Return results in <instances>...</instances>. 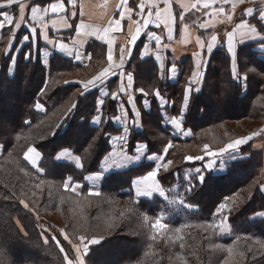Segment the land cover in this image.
<instances>
[{"label": "trees", "instance_id": "obj_1", "mask_svg": "<svg viewBox=\"0 0 264 264\" xmlns=\"http://www.w3.org/2000/svg\"><path fill=\"white\" fill-rule=\"evenodd\" d=\"M250 20L257 23L255 19ZM9 29L3 31L0 40V146H3L0 156V245L5 248L0 253V264H63L55 243L49 240L47 245L44 244L38 219L44 220L55 235L59 230L69 233L75 230L73 213L85 217L84 221L78 222L83 234H96L102 239L99 245L90 249L86 264H264V217L255 218L257 213H264V194L260 190V184L264 182V153L254 146V141L239 148L240 154L226 163L222 174L204 172L202 183L191 177L190 193L181 173L187 156L197 155L206 145L213 149L205 133H212L214 141L219 142L223 139L222 131L228 132L231 128L229 121L242 120L258 123L252 133L263 129L264 64L257 61L264 58L258 56L255 45L238 47L247 52L246 56L237 58L240 75L248 76L245 88L233 79L231 59L224 47L219 46L210 54L203 80L207 100H198L193 92L188 111L183 116L182 125L191 133L188 139L171 136L164 128L153 93L158 90L167 101L182 105L192 69L190 58L181 61V72L175 83L163 82L153 60L139 61L137 50L127 65L134 75V89L149 91L151 98L149 111L143 109L140 112L143 135L132 130L128 145L134 148L138 143L147 144L149 154H159L166 144L172 145L166 155L172 164L167 171L159 172L158 180L165 189L178 186L183 191L185 203L191 205V208L176 209L159 197H134L131 183L150 171V164L141 163L110 173L102 182L99 196L89 195L85 189L77 197L63 189L66 178L83 182L86 174L97 172L100 161L110 151L105 133L118 135L121 131L110 120L95 128L90 118L88 125L81 128L84 117L80 113L84 112L85 105H93L96 97L90 94L85 100L77 90L80 85L72 81L85 80L105 67V47L98 42L87 46L86 52L92 58L86 67L54 54L46 68L38 54L26 60L25 53L19 51L10 74L9 56L12 57L13 52H6L2 42ZM37 102L44 106V112L35 111ZM106 102L103 114L109 119L117 111L110 97ZM73 103L77 104V110L69 112ZM221 104L225 106L219 112L216 105ZM31 144L43 154L42 173H37L23 160V153ZM89 144H94L91 155L88 154ZM64 148L81 157L82 170L54 161L55 154ZM169 197H173L172 192ZM219 203H225L227 209H231L224 213L231 227L229 237H220L217 229L213 232L207 228L208 222L218 216L213 213ZM51 213L61 216L62 224L48 221L45 215ZM145 214L149 217L147 221ZM160 215L166 217L162 222L168 227L159 231L151 225ZM114 223L118 228L113 233L101 234L100 229ZM176 228L181 231L175 232ZM154 234L157 235L155 241L150 238ZM216 243L222 244L223 249L214 248L212 245ZM114 255L118 258L113 259Z\"/></svg>", "mask_w": 264, "mask_h": 264}, {"label": "snow or ice", "instance_id": "obj_2", "mask_svg": "<svg viewBox=\"0 0 264 264\" xmlns=\"http://www.w3.org/2000/svg\"><path fill=\"white\" fill-rule=\"evenodd\" d=\"M245 0H194L190 6H185L183 3L179 4V11L174 12V5L172 0H157V2H145V0H140V3L136 4L133 0V3L130 4L129 0H119L117 5V15L113 16V19L108 22V26L103 29V35L100 32L91 30L85 27V22L81 18L78 24L68 23L69 19H75L77 16V0H45L46 7L41 6H32L30 8V13L26 16L25 10L26 5L19 3V0H6V3H0V9H8L14 3L18 5L19 18L14 19V15L9 11H0V29H3L5 25L13 26L15 29H20L21 26H24L29 30V35L23 36L21 44L28 43L30 51L24 54V59L30 60L33 55L31 49L36 45V41L42 38L46 46H51L55 49L57 46L62 53H65L67 57L72 58L78 63H83L85 59H91V54H86L85 48L88 45L87 38H94L96 41H101L107 45V67L103 68L98 74L92 76L86 81L76 83L80 85L77 89L79 95L85 100L88 99V96L91 94L96 97V100L93 105H85L84 112H81L80 115L84 117V120L81 124V128H85L89 123V118L91 125L95 128L102 126L111 120L112 123L121 125L122 130L118 135H111L110 133H105L108 137L109 144L111 145L112 150L102 161V168L104 171L108 170L107 161L111 156L120 155L125 160H139L142 156L150 161H159L155 165L154 170L147 171V173L137 180L133 181V187L135 188V194L137 197H148L151 198L154 194L163 198L164 201L168 203L169 206L175 205L177 202L180 205H183L184 208H191V205L186 204L184 198L179 194L176 188L165 189L158 180V173L161 170L167 171L169 166L172 164L171 160H166L165 157L168 153V149L172 147L171 144L167 145L163 153L156 155H147L148 145L144 143H138L134 149L136 153L135 156H129L127 151L129 134L132 128H135L137 131L142 132V126L140 124L141 113L137 110L134 100L133 93H130L129 90L140 91L143 95L147 96L148 93L145 92L143 88L134 89V75L132 72L126 71V64L132 57V51L135 45L137 44L138 39L141 36L142 29H148L149 25H155V27H160V21L165 18L164 27L167 30V39L172 41L173 39V23L177 20L181 25L186 29L188 27L187 20H190L193 25L196 26L198 30H203V33L196 37V43L200 51L193 53L197 57L194 70L191 73V77L188 81L187 87L184 90L183 94V107L180 112V118L175 117L167 118L170 125L174 128L175 132L182 133L184 135H190V132H186L182 127L183 116L187 113L191 94L196 93L197 99L200 101H206L207 97L205 96V91L203 88L204 80V69L206 68V62L203 60V55H210L214 48L217 45H222L226 43L227 52L230 54L231 66H232V75L233 79L236 81L247 82V74L241 76L237 68V58L240 55H247L243 49L237 48V45H246L248 41H256L260 45V52L264 54V7L254 10L253 8L242 9L241 15L248 18L255 19L256 24L252 23L250 19H242L239 23H236L231 31H227L224 34V40L221 41L218 35L215 32L209 33L208 29L214 27L210 23V19L216 15H221L226 18L227 21H233V18L236 14L237 3H244ZM161 4L163 7H161ZM70 7H66L69 6ZM227 6V7H226ZM136 11V15L140 17V20L136 21L139 24V27L135 29V33L131 35L128 44L130 46L121 47L118 50V56L115 62H113V47L112 41L108 38V33L110 31H119L121 29V22L125 19V12L129 14V19H131V13ZM16 10H13L15 12ZM49 14L60 15L63 14L62 19L64 20L65 28H73L75 31V37L72 38L71 43L72 47H69L68 44L62 42V35L59 33V30H56V33L53 36L48 34V19ZM70 14V15H69ZM155 17V19H153ZM187 17V20H186ZM55 21H53V25ZM259 24V28L257 27ZM38 28L40 31L38 32ZM83 30V31H82ZM14 34V33H13ZM146 39L150 43L155 42L156 51L155 59L158 61V73L160 78H172L175 79L178 75V69L175 63H172L170 67H167L164 59L161 56L160 49L168 48L169 44L162 43V36L157 35L153 31L146 32ZM149 43L144 44V50L139 53L140 58L143 60L145 56L148 55ZM47 56L49 53L47 50L43 53ZM256 60V57H252ZM9 60L13 65H15V59L9 56ZM258 63L264 64V59L257 61ZM148 63V61H145ZM12 69H9L11 72ZM254 71V69H250ZM115 77L119 80V85L115 91H110L109 81H112L113 84L116 81L112 80ZM126 80V83H125ZM68 83V81H65ZM197 85L193 89V85ZM127 95V103L131 105V109L124 107L122 97ZM155 95L158 99L161 100V106L166 103L162 100L160 92L157 90ZM110 97L112 100L117 101V111L118 115L105 119L103 115L102 108L105 104V98ZM145 107L148 108V102L145 101ZM37 110H42L43 106L37 102L35 105ZM77 110V104L73 103L68 109L69 112ZM129 111L131 115H129ZM162 117L164 114H161ZM30 125V122L26 121ZM264 134V129H261L260 132H254L252 135L235 139L232 143H228L224 148L220 150V153L210 152L207 145L205 146L204 151L210 156L222 155L223 153H229L231 151L230 159H235L240 154L239 148L241 145L247 144L252 140L253 136H259ZM19 138V137H18ZM88 143V142H87ZM94 147V144L88 145V154L91 155V150ZM3 151L2 146H0V152ZM39 151L34 147H28L24 155V159L29 161L32 168L36 170L37 173H42L44 169L37 164L36 157H39ZM67 157L75 161V167L78 169H83V164L81 163V157L75 155L68 148H64L56 157L57 161H60L62 158ZM202 160V156L196 157H186V160ZM59 166V165H57ZM208 168L212 167V164L207 165ZM195 172L199 174L201 172L200 168H196ZM102 173H98L96 178H101ZM85 179H93L91 175L85 177ZM187 179V177H186ZM198 179L202 183L204 181L203 175H199ZM71 184V177H68L64 183L65 190H68ZM188 189L190 193L192 190L191 180H188ZM169 192L176 193L175 196L169 197ZM89 195L99 196L100 192L90 191ZM21 203H24L22 200ZM27 207V204H25ZM227 209L225 203H219L215 213L213 215L220 216V224L217 225L215 221L208 222L207 228L212 229L215 232L216 228H219L220 233H225L227 230L224 225L227 221V216L224 214ZM231 211V209H227ZM258 215H264V213H259ZM149 219L148 215H144V220ZM166 217L160 215L155 219V223L151 225L153 229L163 230L168 227L164 221ZM44 230L42 229V232ZM175 232L179 233L181 229L176 228ZM64 240L68 242L69 247L62 245V242L56 237L52 236L44 240V244H48L49 240L55 242L56 246L59 249V252L63 254V264H86V257L90 252V245L98 244L100 241L95 238L89 239L85 235H80L76 238L70 239L69 236L63 232ZM151 240L155 241L157 235H152ZM183 239V237H180ZM78 241V242H77ZM216 249H223V245L216 243L212 245ZM180 247L183 248V243L180 244ZM264 247V245H262ZM5 251L4 246L0 245V253ZM231 252V249H228Z\"/></svg>", "mask_w": 264, "mask_h": 264}, {"label": "crops", "instance_id": "obj_3", "mask_svg": "<svg viewBox=\"0 0 264 264\" xmlns=\"http://www.w3.org/2000/svg\"><path fill=\"white\" fill-rule=\"evenodd\" d=\"M35 1L36 0H19V3H23V4L26 5V10H25L26 16L30 13V8L32 6H37V7H41V6L46 7L47 6L46 4H42V5L41 4H37V3H35ZM134 2L136 4H138V3H140V0H134ZM145 2L151 3V2H157V0H145ZM193 2H194V0H172V3L174 5V12H178L179 11V7H178L179 4L183 3L185 6H190L191 3H193ZM233 2H236V0H233ZM2 3H6V1H4ZM129 3L132 4L133 0H129ZM118 4H119V0H77V9H76L77 16H76V18L74 20L73 19H69L68 23H71V24H73V26H75V24H78L80 22L81 18H82L84 20V22H85V27L86 28L98 31V32H100L101 35H103V29L108 26V22L113 19V16L117 15V5ZM66 7H70V5L66 6ZM161 7H163L162 4H161ZM261 7H264V0H245V2L242 3V4L241 3H237L236 14H235V16L233 18V21L229 22V21L226 20V18L224 16L216 15V16H214V17H212L210 19V23L214 27L209 28L208 32L209 33L215 32L218 35V37L220 38V40L223 41L225 32L231 31L233 26L236 23H239L242 19H252V18H248L246 16H242L241 15L242 9L253 8L254 10H256V9L261 8ZM13 10H16V11L13 12ZM0 11H9L10 13H12L14 15V19H18L19 18L18 5L16 3H14L10 8H8V9H0ZM62 16H63V14H60L59 16L55 15V14H49V16L47 17V19H48V34L51 37V36H53L56 33V30H59V33L62 35V42L68 44L69 47H72L73 45L71 43V40H72V38L75 37L74 27L73 28H65L64 20L62 19ZM0 19H2V18H0ZM153 19H155V17H153ZM138 20H140V17H138L136 15V11L135 10L131 13V19H129V14L127 12H125V19L122 20V22H121V29L119 31H110L108 33V38L111 39V41H112V47H113V53H114L113 54V62H115L116 59H117L119 48L125 47V46H130L128 44V41H129L131 35L135 33V29L137 27H139V24L136 23V21H138ZM186 20H187V17H186ZM53 21H55L54 25H53ZM164 23H165V18L162 17V19L160 21V27L159 28L155 27V25L150 24L148 29H142L141 36L138 39L137 44L133 48L132 57H133V54L135 53V51L137 50L136 53H137V56H138V60L139 61L142 60L140 58L139 53L144 50V44L145 43H149L147 41V39H146V32L147 31H153L157 35L162 36V43L169 44V47L166 48V49H164V48L160 49L161 56L164 59V62H165L167 67H170L172 63L176 64L177 69H178V75H177V77L175 79H172V78H164V79H162V78H160V76H159V78L163 82L167 81V82H170V83H175V82H177V80L179 78V75H180V72H181L180 64H181L182 60H184L185 58L189 57L190 61H191V66H192L191 73L194 70V66L196 64L197 57H195L193 55V53L196 52V51H200V49H199V47H198V45L196 43V37L199 36L200 33L202 34L203 30L202 29L198 30L196 28V26L191 23L190 20H187L188 27L185 29L184 26L181 25L179 23V21L177 20L172 25V27H173V39H172V41H168V39H167V30L164 27ZM9 28H11V30H13L15 27H14V25L13 26L5 25L3 29H0V40L2 39L3 31L5 29L7 30ZM21 28L22 29H26L24 26H21ZM26 30L29 33V30L28 29H26ZM39 31H40V29L38 28V32ZM87 39H88V45L90 43H92V42H98V43H101L102 45H104V47H105V56H106V65H105V67H107V65H108V61H107V45L104 44L101 41H96L94 38H87ZM246 44L255 45L254 49H255V51L258 52V56L260 58H264V55L260 52V45L258 44V42H256V41H248ZM36 45H40L41 46V49L39 50V55H40L39 59L41 61V64L44 67H46V68H48L49 60L54 54H59V55L65 57L66 59H69V60L73 61V63H75V64H77L79 66H83V67H86L89 64V61H90V59H85L83 61V63H78V62L74 61L72 58L67 57L65 53H62L59 50L58 46L55 49H53L51 46H46L44 44L42 38H40V39H38L36 41ZM87 46H86V48H87ZM219 46L224 47L225 50L227 51L226 43H224L222 45H217L214 48V50L217 47H219ZM239 46L240 45H237V48ZM86 48L84 49L85 52H86ZM45 50H47L48 53H49L47 56H45L43 54ZM155 51H156L155 42L152 41V42L149 43L148 55L145 56L143 60L151 59V60H153V62L158 67V63L159 62L156 61V59H155ZM86 54H88V53L86 52ZM229 56H230V54H229ZM209 57H210V55H203V60L206 62V66L208 64ZM129 61L126 64V71H129L128 68H127V65L129 63ZM11 65H13V64H11ZM231 68H232V66H231ZM101 70H99V71H101ZM205 70H206V68L204 69L203 74L205 73ZM98 72L96 74H98ZM96 74H94V75H96ZM190 77H191V74H190ZM190 77H189V79H190ZM90 78H88V79H90ZM189 79H188V81H189ZM86 80H84V81H86ZM112 80L116 81V83L113 84L112 81H109L110 91L113 90V89L115 91L116 88L119 85V80L117 78H115V77H113ZM77 81H79V80H74L73 82H77ZM80 82H83V81H80ZM240 82L244 83L243 81H240ZM125 83H126V80H125ZM192 87H193V89H195L197 87V85L194 84ZM129 92L133 93L134 100H135L136 103H138L139 100H142V103L144 105V110L145 111H149V109L145 107V101H147L150 104V99L151 98H149V95L145 96L140 91H134L133 92L132 89H130ZM155 92L156 91H154L153 96H154L156 102L159 105V108L161 110V114L162 113L165 114L166 113L165 109L168 106V101H167V99H165L164 97H162L160 95L162 100L164 102H166V103L163 104V107H162L161 106V100L156 97ZM137 97H140V99L137 100L136 99ZM107 98L108 97L105 98V101H106ZM122 100H123V103H124V107L130 110L131 109V105H129L127 103V100H128L127 95H124L122 97ZM114 102H115V106H116V109H117V101H114ZM182 105H183V103H182ZM102 111H103V108H102ZM118 114H119V112L117 111L116 115H118ZM129 115H131L130 111H129ZM165 117H167L166 114H165ZM179 118H180V116L177 117V119H179ZM165 120H166V122L164 123V125L169 126L170 123L168 125V122H169L168 119L165 118ZM112 124L114 126H116V127L121 128V125H119V124H116V123H112ZM170 127L174 130V128L171 125H170ZM182 127H183V125H182ZM121 130H122V128H121ZM132 130L137 131L135 128H132L131 131ZM184 130L186 132H190L188 129L186 130L184 128ZM177 134H178V136H176V137L179 138V136H180L181 139H188V138L191 137V133H190V135H184L182 133H177ZM262 136H264V134H262L261 137ZM260 140H261V138L259 139L258 145L255 144L254 146L257 149L262 150L263 153H264V138L262 139V142ZM61 151H59L57 153V155ZM117 156L118 155H114V156H111L109 158V160L107 161V167L108 168H111V167L115 166ZM214 159H217V158H214ZM58 162L68 163V164H71V165H73L75 167V161L71 160L70 158H67V157L62 158ZM101 166H102V163H101ZM101 166H100V172L99 173H103L104 172V169ZM209 171H212V170H209ZM97 174H89V175H91L93 177V179H90V180L85 179L86 182L89 183L90 186L94 187L95 190L98 188V185H99V183H100V181H101V179H102V177L104 175V174H102L101 178L97 179L96 178ZM89 175H87V176H89ZM71 190H72V192H74L76 194H79L81 192V190H82V186L79 185V184H73L71 186ZM261 192L264 194V184L261 186Z\"/></svg>", "mask_w": 264, "mask_h": 264}, {"label": "rangeland", "instance_id": "obj_4", "mask_svg": "<svg viewBox=\"0 0 264 264\" xmlns=\"http://www.w3.org/2000/svg\"><path fill=\"white\" fill-rule=\"evenodd\" d=\"M4 1H6V0H0V3H2V2H4ZM40 1H43V0H36L35 1V3L36 2H40ZM38 4V3H37ZM42 5V4H41ZM13 28V27H12ZM21 31H25L23 34H21ZM14 33V34H13ZM25 35H29V33L27 32V30L26 29H22V28H20V29H13V30H8V34H6L5 36H4V38H3V40H2V42H3V45L4 46H6V52H9V51H11L12 50V57L15 59V57H16V55L19 53V51H23L24 53H28L29 51H30V49H29V46H28V43H25V44H21L20 43V41H22V39H23V36H25ZM6 44V45H5ZM13 47V48H12ZM41 49V46L40 45H35L32 49H31V51H32V53H33V55L31 56V58H34L35 57V55L36 54H38V56H39V58H40V55H39V50ZM11 69H12V71L10 72V74H12V72L14 71V66L13 65H11V67H10ZM9 68V69H10ZM90 78V77H89ZM88 79V78H87ZM74 80H76V79H73L72 81H74ZM86 80V79H85ZM79 81H84V80H79ZM187 84H188V82H187ZM240 84V83H239ZM245 85H246V83L244 82V83H242L241 84V87H243V88H245ZM187 87V86H186ZM112 88V87H111ZM111 91H114V89L113 90H111ZM145 92H149V91H146L145 90ZM106 101H107V99H106ZM105 101V104H104V106H106L107 105V102ZM156 101V100H155ZM169 101V100H168ZM182 103H183V101H182ZM41 104V103H40ZM42 105V104H41ZM135 105H136V108H137V110H139L140 112L144 109V105H143V103H142V100H139L138 101V103H136L135 102ZM148 105H149V107H148V109H150V104L148 103ZM156 105H158V103L156 102ZM43 106V105H42ZM103 106V107H104ZM223 106H225V105H216V109H217V111H222L223 110ZM156 107H158V109H159V113H160V115H161V110H160V108H159V105L158 106H156ZM182 107H183V105H181V103L179 104V105H175L172 101H169L168 102V106H167V108L165 109V112H166V110L167 109H169V112L168 113H165L166 114V116H167V118H172L173 116L172 115H175V114H180V112H181V109H182ZM44 110H45V108H44V106H43V109L42 110H35V111H37V112H44ZM116 111H117V109H116ZM175 111V112H174ZM176 111H179V112H176ZM147 112V111H146ZM116 114H117V112H116ZM165 114H164V116L162 117V115H161V118H162V120H163V125H164V123L166 122V120H165ZM104 115V114H103ZM180 116V115H179ZM178 117V116H177ZM177 117H175V118H177ZM140 120H141V116H140ZM110 122H111V120H110ZM112 123V122H111ZM140 124H141V122H140ZM168 125H169V122H168ZM228 125L231 127V128H229V129H231V131L229 130V129H227L228 130V132L227 131H222V135H223V139L222 140H219V142L218 141H214V138H213V135H212V133L210 134V133H205L204 135H205V138L208 140V141H210V143L214 146L213 147V149H212V147L211 148H209L208 147V150L210 151V152H216V153H220V150L222 149V148H224L228 143H232L235 139H238V138H243V137H247V136H250V135H252L251 133L253 132V129L258 125V123H255V122H253V121H245V120H242V121H239V122H236V121H229V123H228ZM100 127V126H99ZM164 128H166L168 131H170V134H171V136H178V134H177V132H175L171 127H170V125L169 126H167V125H164ZM186 129V128H185ZM263 129H264V126H263ZM187 130V129H186ZM262 135V134H261ZM261 135H259V136H253V138H252V140L254 141V145L256 144V145H258V142H259V139L261 138V142H262V139L264 138V136H262L261 137ZM178 138V137H177ZM179 138H180V136H179ZM213 138V139H212ZM225 138V139H224ZM251 141V140H250ZM107 144L110 146V151H111V145L109 144V141H108V138H107ZM170 143H168V144H166L162 149H161V152L159 153V154H161V153H163V150H164V148L167 146V145H169ZM137 145H135V147H136ZM242 146H245V144L244 145H241L240 146V148L242 147ZM28 147H34V148H36L37 150H38V148L36 147V146H34V145H29ZM27 147V148H28ZM135 147L134 148H131L130 147V145H127V151H128V155L129 156H135L136 155V153L134 152V149H135ZM2 148H3V146H2ZM27 148H26V150H27ZM170 149V148H169ZM204 149H205V147H202L201 149H200V152L199 153H197V155H195V156H191V157H196V156H202L203 157V159L202 160H192V161H188V160H186V158H185V167L184 168H182L181 170V173H182V176H183V179H185V182L186 183H188V180L192 177L193 179H198V176L199 175H204V172H207V171H209V170H212V172L213 173H215V174H222L223 172H224V170H225V165H226V163L227 162H231V159L229 158L230 157V155H231V151L229 152V153H223L222 155H217V156H210V155H208V153L207 152H205L204 151ZM26 150L24 151V153H23V160L30 166V167H32L31 166V164L29 163V161H26L25 159H24V155H25V153H26ZM61 150H63V149H60L59 151H61ZM70 150V149H69ZM240 150V149H239ZM39 151V153H40V156L39 157H36V159H37V164H38V166H40L41 165V162H42V160H43V154L41 153V151L40 150H38ZM58 151V152H59ZM70 151H72V150H70ZM110 151H109V153H110ZM3 152V151H2ZM2 152H0V156L2 155ZM57 152V153H58ZM73 152V151H72ZM57 153L55 154V156H54V161L55 162H57V163H61V164H67V165H70V166H72L75 170H77V171H80V170H82V169H77V168H75L73 165H71V164H68V163H62V162H58L56 159H55V157H56V155H57ZM76 155V154H75ZM108 155V154H107ZM147 155H156V154H149L148 153V151H147ZM264 155V154H263ZM187 157H189V156H187ZM105 158V157H104ZM103 158V159H104ZM214 158H217V159H214ZM103 159L100 161V163H99V166H98V171L97 172H94V173H88V174H86L85 176H84V181L83 182H77V181H74V180H72L71 179V184H70V186H69V188H68V190H66V191H68L69 193H71L72 195H74V196H77V197H79V196H81L82 194H83V192L85 191V189H86V191H87V193H89L90 191H98V192H100V188H101V185H102V182L104 181V179H105V177L107 176V175H109L110 173H114V172H119V171H124V170H127V169H129V168H132V167H135V166H138V165H140L141 163H144V164H150L151 166H152V169L151 170H154L155 169V165L157 164V163H159V161H150V160H148L147 158H146V156H142L139 160H125V159H123L122 158V156H120V155H118L117 156V158H116V164H115V166L114 167H111V168H108V172L107 171H104L102 174H104L103 175V177H102V179H101V181H100V183H99V185H98V188L95 190L94 189V187H92V186H90V184L89 183H87L86 182V180H85V177L87 176V175H89V174H97V173H99L100 172V166H101V163H102V161H103ZM165 159H166V157H165ZM167 160V159H166ZM211 160V161H210ZM81 163H82V161H81ZM208 164H212V167L211 168H208L207 167V165ZM186 166H188V167H186ZM116 168V169H115ZM169 168H170V166H169ZM168 168V169H169ZM196 168H200L201 169V172L199 173V174H197L196 172H195V169ZM34 169V168H33ZM35 170V169H34ZM116 170V171H115ZM36 171V170H35ZM113 171V172H112ZM161 171H164V170H161ZM159 174V173H158ZM145 175V174H144ZM186 177H187V179H186ZM138 178H140V177H138ZM138 178H135L134 180H136V179H138ZM67 180V178L65 179V181ZM133 180V181H134ZM199 180V179H198ZM65 181H64V183H65ZM73 184H79V185H81L82 186V190H81V192L79 193V194H76V193H74V192H72V190H71V186L73 185ZM264 184V182H261V184H260V190H261V186ZM174 188H176L177 190H178V192H179V194L183 197V191H180L179 189H178V186L176 187V186H174ZM63 189L65 190V187H64V184H63ZM131 191H132V193H133V195H134V197L135 198H137V199H152V198H154V197H159L158 195H156V194H154L151 198H148V197H137L136 196V194H135V188H133V182L131 183ZM176 195V193H173V196H175ZM159 198H161V197H159ZM161 199H163V198H161ZM24 206H25V204H24ZM174 207L176 208V209H179V208H184L183 207V205H180L178 202L174 205ZM259 213H257L256 215H255V218H262V217H264V215H258ZM47 218H48V221L49 220H51V221H53V222H57V223H60V224H62V217L61 216H59L58 214L56 215V214H54V213H51L50 215H45ZM72 216H73V218H74V225H75V230H72V231H70L69 233H66L68 236H69V238L70 239H72V238H76V237H78V236H80V235H85L86 237H88L89 239H91V238H95V239H98L100 242L98 243V244H95V245H90L89 247H90V249H92L93 247H95V246H97V245H99L101 242H102V239L100 238V237H98L96 234H94L93 236H88L87 234H83V232H81V228H80V224H78V222H82V221H84L85 220V217H83L82 215H79V214H72ZM227 216V215H226ZM39 220V224H38V228L40 229V231L42 232V229L44 230L42 233H43V240H45L47 237H52V236H56L60 241H61V239L63 240V241H61V242H63V243H65L66 244V246L64 245V244H62L63 246H65V247H69V245H68V242L66 241V240H64V236H63V234H62V230L60 231H58V234H53L49 229H48V227H47V223L44 221V220H40V219H38ZM215 222H216V224L217 225H219L220 224V216L218 215L217 216V218L214 220ZM63 224H65V222L63 223ZM224 227L227 229V230H229V231H226L225 233H220V231H219V228H216L217 229V231H218V234H219V236L220 237H229L230 235H231V227H230V225H229V220H228V216H227V221L225 222V225H224ZM118 228V226L114 223V224H112L111 226H109L108 225V227L107 228H104V229H100V231H101V234L102 235H108V234H110V233H113L114 232V230L115 229H117ZM159 230V229H158ZM160 231V230H159ZM64 232V231H63ZM95 232H97V231H95ZM65 233V232H64ZM49 234V235H48ZM61 238V239H60ZM78 242V241H77ZM55 243V242H54ZM56 245V244H55ZM57 247V246H56ZM57 252H58V254H59V257H60V259H61V261L63 262V254L62 253H60L59 252V249H58V247H57ZM115 258H118V256H116V255H114V257H113V259H115ZM102 261L104 262V259L102 258ZM101 261V262H102ZM183 264H185V263H183Z\"/></svg>", "mask_w": 264, "mask_h": 264}]
</instances>
